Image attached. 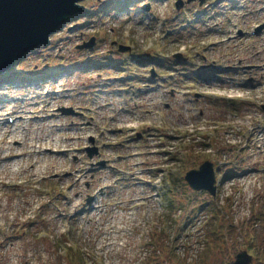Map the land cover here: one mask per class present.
Wrapping results in <instances>:
<instances>
[{
	"label": "rangeland",
	"instance_id": "rangeland-1",
	"mask_svg": "<svg viewBox=\"0 0 264 264\" xmlns=\"http://www.w3.org/2000/svg\"><path fill=\"white\" fill-rule=\"evenodd\" d=\"M117 2L82 0L93 15L75 17L51 35L44 59L36 55L16 69L35 76L29 86L0 89V232H11L0 237V264H225L241 249L258 264L264 33L246 32L264 26V0H181L178 9L177 0H128L123 8ZM142 5L151 21L138 14ZM235 28L245 33L233 40ZM80 33L85 42L96 38L91 54L75 49ZM118 44L131 51L118 52ZM107 53L108 63H96ZM152 70L159 89H149ZM48 84L52 92L43 97ZM63 107L81 115L62 114ZM10 110L15 117L24 111L15 127L5 122ZM34 114L55 116L30 121ZM132 129L142 137L139 149L157 147V154L134 157L137 150L118 145ZM89 136L101 152L90 160L106 157L114 169L87 171ZM106 143L112 146L104 150ZM44 148L70 150L56 156ZM18 153L20 159H7ZM205 160L215 169L214 198L183 180ZM206 220L213 221L207 235Z\"/></svg>",
	"mask_w": 264,
	"mask_h": 264
},
{
	"label": "water",
	"instance_id": "water-1",
	"mask_svg": "<svg viewBox=\"0 0 264 264\" xmlns=\"http://www.w3.org/2000/svg\"><path fill=\"white\" fill-rule=\"evenodd\" d=\"M79 0H0V71L32 46L47 41L48 35L76 10ZM23 43V46L17 50ZM197 175V177H195ZM202 176V178H200ZM186 179L194 189L214 194V179L210 164L200 172H189ZM245 252L229 264H249Z\"/></svg>",
	"mask_w": 264,
	"mask_h": 264
},
{
	"label": "trees",
	"instance_id": "trees-1",
	"mask_svg": "<svg viewBox=\"0 0 264 264\" xmlns=\"http://www.w3.org/2000/svg\"><path fill=\"white\" fill-rule=\"evenodd\" d=\"M211 236H212V235H211ZM207 250H209V246H208ZM262 256H263V257H262L259 261L264 262V253L262 254Z\"/></svg>",
	"mask_w": 264,
	"mask_h": 264
},
{
	"label": "bare ground",
	"instance_id": "bare-ground-1",
	"mask_svg": "<svg viewBox=\"0 0 264 264\" xmlns=\"http://www.w3.org/2000/svg\"><path fill=\"white\" fill-rule=\"evenodd\" d=\"M22 46H23V43L20 45V47L17 48V50H19Z\"/></svg>",
	"mask_w": 264,
	"mask_h": 264
}]
</instances>
